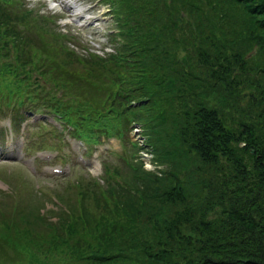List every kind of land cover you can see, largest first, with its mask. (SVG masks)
I'll return each instance as SVG.
<instances>
[{
  "label": "trees",
  "instance_id": "obj_1",
  "mask_svg": "<svg viewBox=\"0 0 264 264\" xmlns=\"http://www.w3.org/2000/svg\"><path fill=\"white\" fill-rule=\"evenodd\" d=\"M22 1L0 0V109L127 142L134 180L105 166V188L77 180V210L37 236L6 223L0 264H264V0H94L113 31L101 56Z\"/></svg>",
  "mask_w": 264,
  "mask_h": 264
},
{
  "label": "rangeland",
  "instance_id": "obj_2",
  "mask_svg": "<svg viewBox=\"0 0 264 264\" xmlns=\"http://www.w3.org/2000/svg\"><path fill=\"white\" fill-rule=\"evenodd\" d=\"M90 1L92 0H23L22 3L25 8L39 12L38 14L54 17L55 25L58 27L56 31L73 36V45L66 43L67 47L71 49L73 46H78L79 49L75 51L79 55H86L88 50L89 53L101 56V51L107 53L112 49L109 41L111 35L107 37V30L111 27L110 18L106 16L105 7H101L95 1L89 5ZM86 24L89 25L84 26ZM85 46L86 49L82 51L81 48ZM8 117V112L2 107L0 109V235L6 233L7 223L9 228L14 225L19 229L26 228L37 236V229L43 222L47 221L51 225L62 218L64 208L72 210L73 213L77 210L78 184L75 182L79 180V184L86 186L88 182L91 185L97 183L104 189L106 186L104 180L109 178V175L104 174L105 166L110 169L117 168L127 186V182H132L133 178L127 176L129 173L120 161V158L129 156L127 142L122 143L121 139L109 138L110 140L98 149L91 148V145H100L99 142L89 144L88 149L85 150V143H83L84 148L81 146L77 149L72 147L76 145L72 143L74 141L66 140L72 145L69 152L67 146L59 142V135L48 133L50 128L46 129V132H41L42 130L36 126L27 129L25 124L34 120L32 115L22 114L20 118H14L11 132L8 131ZM3 126L6 127V133L2 130ZM136 131L138 130L132 127V131H128L125 136L129 141H142L143 146V140L140 141ZM59 149L60 151H57ZM39 151L44 154H38L41 156L39 161L32 162V156ZM50 151H57L59 157L56 160L50 158L54 155H49ZM93 151L96 152L91 156ZM73 152L77 155V159ZM80 153H83L82 157ZM99 153L100 157L95 159ZM43 155L49 158L43 159ZM142 159L144 158H140L141 162ZM53 167L60 169V173L51 174L50 170ZM116 185L111 184L110 187L117 188ZM127 186L125 185L124 188L128 189Z\"/></svg>",
  "mask_w": 264,
  "mask_h": 264
},
{
  "label": "water",
  "instance_id": "obj_3",
  "mask_svg": "<svg viewBox=\"0 0 264 264\" xmlns=\"http://www.w3.org/2000/svg\"><path fill=\"white\" fill-rule=\"evenodd\" d=\"M239 146H243V144H242V143H240V144H239ZM250 153H253V151H252V150H250Z\"/></svg>",
  "mask_w": 264,
  "mask_h": 264
}]
</instances>
